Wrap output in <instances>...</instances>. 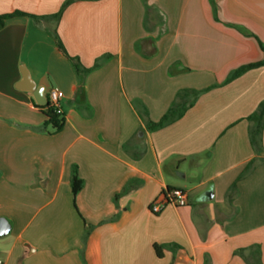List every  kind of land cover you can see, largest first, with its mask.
Instances as JSON below:
<instances>
[{"label": "crops", "instance_id": "1", "mask_svg": "<svg viewBox=\"0 0 264 264\" xmlns=\"http://www.w3.org/2000/svg\"><path fill=\"white\" fill-rule=\"evenodd\" d=\"M66 1L0 0V16L25 14L0 29L3 264H264V130L257 153L247 120L264 66L226 83L264 60V0H75L59 22L30 17ZM54 30L85 69L101 60L83 82ZM52 89L65 120L55 134ZM182 90L202 93L148 130ZM169 188L188 204L153 214Z\"/></svg>", "mask_w": 264, "mask_h": 264}, {"label": "trees", "instance_id": "2", "mask_svg": "<svg viewBox=\"0 0 264 264\" xmlns=\"http://www.w3.org/2000/svg\"><path fill=\"white\" fill-rule=\"evenodd\" d=\"M73 2H75V0H67L63 4V6L61 7L60 11L57 14L47 16V17H36V16H30V17H32L34 19L52 18L56 22H59L63 12L65 11V9L69 5H71ZM15 16H25V14L14 13V14L1 15L0 16V29L4 26L5 21L7 19L15 17ZM52 36L55 39V41L57 42L59 49L71 60V62L73 63V66L75 68V71H76L77 75H79L80 78H82L84 75L89 74L92 70L98 68L101 65V60H99L93 68L85 69L81 65V63L79 62V60L77 58H72L65 52V49H64V47L60 41V38H59L56 30L53 31ZM262 49L264 51V47H262ZM262 66H264V60L261 62L242 66L230 74L226 83L240 77L241 75H243L244 73H246L249 70H252V69H255L258 67H262ZM81 80H82V82L84 81L83 78ZM201 93L202 92H197V91H193V90H182V91H180L177 94V96H176L174 102L172 103L171 107L169 108L167 113L162 117V119L157 123L149 122L147 124V129L150 131H156V130L164 128V127L178 121L179 119H181L186 114V112L190 108H192L194 106V104L196 103V101H197V99ZM43 114L47 118V120L45 121V126L46 127L51 126L53 129L51 134L58 133L63 129L64 124H65V120L60 115H58L54 109L47 106L45 108V111H43ZM247 120L250 122L251 145H252L253 149L255 150V152H257V153L262 152V150H263L262 137H263V130H264V101L260 103L257 110L252 115H250L247 118ZM252 167H253V164L252 163L249 164L245 168L242 175L248 174L251 171ZM83 184H84L83 180L79 177L77 170L74 169L72 177H71V186H72V193H73L74 198H76L77 195L79 194V192L82 190ZM171 190H173V189L169 188L166 190V192L171 191ZM155 250L157 252V256L162 257L163 247L155 246ZM256 264H261V263L259 261H257Z\"/></svg>", "mask_w": 264, "mask_h": 264}, {"label": "built area", "instance_id": "3", "mask_svg": "<svg viewBox=\"0 0 264 264\" xmlns=\"http://www.w3.org/2000/svg\"><path fill=\"white\" fill-rule=\"evenodd\" d=\"M50 102L48 104L49 107L55 110V112L62 116L63 112L59 106V92L57 89H52L49 93ZM188 204L187 195L185 192L173 189L171 191L163 192V196L159 201H155L151 205V212L153 214L161 213L164 208L168 205L176 206V207H184ZM0 264H3V261L0 259Z\"/></svg>", "mask_w": 264, "mask_h": 264}, {"label": "water", "instance_id": "4", "mask_svg": "<svg viewBox=\"0 0 264 264\" xmlns=\"http://www.w3.org/2000/svg\"><path fill=\"white\" fill-rule=\"evenodd\" d=\"M82 93H83V87L79 88L78 95L76 97V100L78 103H82ZM11 231V225L5 218H0V238L7 236Z\"/></svg>", "mask_w": 264, "mask_h": 264}]
</instances>
